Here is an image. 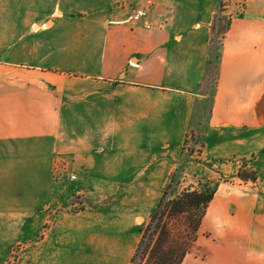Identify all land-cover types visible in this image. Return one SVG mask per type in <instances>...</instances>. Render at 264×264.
Segmentation results:
<instances>
[{
	"label": "crops",
	"instance_id": "0c3cea01",
	"mask_svg": "<svg viewBox=\"0 0 264 264\" xmlns=\"http://www.w3.org/2000/svg\"><path fill=\"white\" fill-rule=\"evenodd\" d=\"M219 1L0 0L2 231H28L31 209L65 187L58 158L156 205L188 132L203 149L187 172L232 176L214 161L264 148V0H244L217 33ZM263 157L257 186H218L180 264H264Z\"/></svg>",
	"mask_w": 264,
	"mask_h": 264
},
{
	"label": "rangeland",
	"instance_id": "374dc122",
	"mask_svg": "<svg viewBox=\"0 0 264 264\" xmlns=\"http://www.w3.org/2000/svg\"><path fill=\"white\" fill-rule=\"evenodd\" d=\"M221 1L217 18L239 13L244 0H220L219 3ZM224 25L225 21L222 28ZM199 135L198 129L188 132L176 168L167 177H157L161 185L158 187L156 205H151L145 198L142 204H135L133 199H129L130 196L126 197L128 193L121 191H102L112 182L106 177L81 176L70 181L67 169L70 163L67 161V171L61 175L56 172L53 176L65 187L62 186L55 193L54 201L44 209L41 206L31 209L28 231L26 225L22 224H14L8 231H2L5 226L0 225V264H124L132 248L134 250L127 264H139L156 216L172 189L180 191L191 184L196 176L214 180L218 186L238 182L255 187L261 183L252 162L264 152V148L247 158L214 161L215 168L222 163L234 164V178L223 171H216L214 176L185 171L189 164L196 165L202 161L203 144ZM259 161L264 167L263 160ZM243 163L246 169L251 168L257 173L256 180H242L237 176V170L243 168ZM137 213L141 214L138 221L134 218ZM166 224L174 240H185V214L167 219Z\"/></svg>",
	"mask_w": 264,
	"mask_h": 264
},
{
	"label": "trees",
	"instance_id": "16d2710c",
	"mask_svg": "<svg viewBox=\"0 0 264 264\" xmlns=\"http://www.w3.org/2000/svg\"><path fill=\"white\" fill-rule=\"evenodd\" d=\"M222 6V1L219 3ZM228 25L229 17L222 15L217 18V33H221ZM237 176L242 180L254 181L257 173L251 168L237 170ZM177 183V182H176ZM217 182L203 176H196L193 182L176 192L171 190L169 197L164 201L152 231L142 251V261L139 264H180L185 253L195 239L197 229L205 210L212 200L216 190ZM185 214L186 237L185 240H174L167 228V219ZM155 214L153 215V218Z\"/></svg>",
	"mask_w": 264,
	"mask_h": 264
},
{
	"label": "built area",
	"instance_id": "2783aa9c",
	"mask_svg": "<svg viewBox=\"0 0 264 264\" xmlns=\"http://www.w3.org/2000/svg\"><path fill=\"white\" fill-rule=\"evenodd\" d=\"M146 14V11L143 9H137L134 13H132L131 15H129L128 19L129 21L131 20H137L140 17L144 16ZM54 169L56 170L55 172H57V175H61L63 173V171L66 170V163L64 159L58 158L55 161V166ZM77 178L76 174L70 173L68 175V179L70 181H73Z\"/></svg>",
	"mask_w": 264,
	"mask_h": 264
}]
</instances>
